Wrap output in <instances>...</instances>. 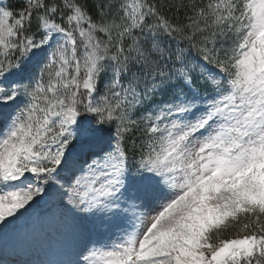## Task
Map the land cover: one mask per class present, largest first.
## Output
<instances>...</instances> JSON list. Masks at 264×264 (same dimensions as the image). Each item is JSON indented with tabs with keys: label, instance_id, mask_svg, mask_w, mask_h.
I'll return each mask as SVG.
<instances>
[{
	"label": "snow or ice",
	"instance_id": "obj_1",
	"mask_svg": "<svg viewBox=\"0 0 264 264\" xmlns=\"http://www.w3.org/2000/svg\"><path fill=\"white\" fill-rule=\"evenodd\" d=\"M0 264H264V0H0Z\"/></svg>",
	"mask_w": 264,
	"mask_h": 264
},
{
	"label": "rangeland",
	"instance_id": "obj_2",
	"mask_svg": "<svg viewBox=\"0 0 264 264\" xmlns=\"http://www.w3.org/2000/svg\"><path fill=\"white\" fill-rule=\"evenodd\" d=\"M36 250H39V258H45V253L48 251V248H47V245H45L44 247H41L39 243L33 242L31 245L26 246L27 255H24L21 258H24V259L37 258L35 255ZM9 258H12L11 253L9 254Z\"/></svg>",
	"mask_w": 264,
	"mask_h": 264
},
{
	"label": "trees",
	"instance_id": "obj_3",
	"mask_svg": "<svg viewBox=\"0 0 264 264\" xmlns=\"http://www.w3.org/2000/svg\"><path fill=\"white\" fill-rule=\"evenodd\" d=\"M235 231H236V230H230L229 232H225V233H223V235H224V236H230V235L235 234Z\"/></svg>",
	"mask_w": 264,
	"mask_h": 264
}]
</instances>
